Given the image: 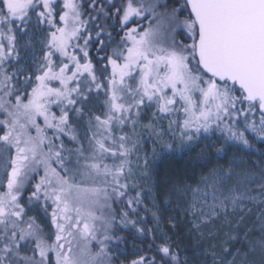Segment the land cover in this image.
I'll return each mask as SVG.
<instances>
[{
  "label": "snow or ice",
  "instance_id": "6c2138e0",
  "mask_svg": "<svg viewBox=\"0 0 264 264\" xmlns=\"http://www.w3.org/2000/svg\"><path fill=\"white\" fill-rule=\"evenodd\" d=\"M214 132L204 167L251 148L247 133L264 142V0H0V264H117L128 229L156 252L130 264H191L141 213L151 198L159 224L157 161ZM227 179L201 177L225 212ZM189 191L207 197L173 188Z\"/></svg>",
  "mask_w": 264,
  "mask_h": 264
},
{
  "label": "rangeland",
  "instance_id": "374dc122",
  "mask_svg": "<svg viewBox=\"0 0 264 264\" xmlns=\"http://www.w3.org/2000/svg\"><path fill=\"white\" fill-rule=\"evenodd\" d=\"M25 39L27 38L25 37ZM36 49L35 55L38 57L40 55L38 42ZM21 55H27V63H31V53L22 52ZM148 115H151V113L149 112ZM208 135L211 136V140L203 139L197 153L209 143L216 145L211 150L212 154H215L217 149L222 148L219 147L222 143L217 139V137L221 136L220 132ZM248 135L255 147H259L255 152L247 153L236 147L230 149L226 157L214 161L207 167H204L198 161L197 155L194 156V162L201 164L202 172L196 184L186 185L182 188L195 189L199 187L201 194L207 192L206 199L194 201L191 191L187 192L185 196H176L173 191L169 195L178 199V203L171 204V209L179 210L184 214L188 219V223L200 236L206 234L211 236L217 233V236H221L223 232L228 242L233 239L231 235L235 232H240L244 228L245 236L243 234V238L245 239L250 233L255 234L257 242H255L254 246L258 247V242L264 241V142H261L251 133H248ZM207 154L204 153L203 155ZM212 169H217L218 172L224 174H227L229 171L231 172V179L218 180L215 190V196L227 204L226 212L220 206L213 204L214 190L201 180V177H208ZM212 180L213 178H209L207 183L211 184ZM233 198H237L235 205L232 204ZM194 203L197 204L195 211L191 207ZM213 210L218 215L213 216ZM31 214L36 215V213ZM202 215L211 217V219L205 222L201 219ZM260 252L262 255L264 254V251L260 250ZM240 258V264H245L244 259Z\"/></svg>",
  "mask_w": 264,
  "mask_h": 264
},
{
  "label": "trees",
  "instance_id": "16d2710c",
  "mask_svg": "<svg viewBox=\"0 0 264 264\" xmlns=\"http://www.w3.org/2000/svg\"><path fill=\"white\" fill-rule=\"evenodd\" d=\"M176 2L177 0H170V3ZM246 135L252 147L244 148L243 146H238V148L247 153L257 151L259 147H255L248 133ZM218 140L222 143L219 147H224V141L222 139ZM151 149L152 145L148 144L145 151L150 152ZM198 149L199 147L194 148L191 153H185L183 156L177 154L173 158L157 161L159 175L156 176L154 173L153 178L159 183L158 192L160 194L158 195V200L161 203V211L158 215L160 216V220L159 224L153 222L152 211L154 209L151 198H149V202L146 203L145 207L150 211L141 213L146 221L141 226L156 230V234L167 232L174 242L173 247L180 254L181 260H187L191 264H201L205 259V257L194 253L198 251L211 253L213 250H215L217 256L215 264H224L225 259L231 261L232 264H240V257L244 259L245 264H264V254L262 255L260 248L254 246L255 242H257L255 234L250 233L244 239L243 234L245 236V230L243 228L240 232H235L231 235L233 239L228 242L223 232L221 236H217L218 233L211 236H208V234L200 236L188 223L186 216L179 210H167L164 208L163 201L168 198L177 184L183 187L197 183L198 177L202 172L201 164L194 162V156H196ZM170 179L171 182L169 183ZM129 232L132 234L129 235ZM120 235L125 236L128 243L121 245L126 250V255H120L117 264H130L131 260L137 258V253L149 256L156 255L155 245L152 244L151 239L152 233H146L144 236H140L135 232V229H128L121 231ZM150 245L152 246V251H148ZM224 248H228L231 253L226 258L223 254ZM250 249L252 250L250 251ZM207 264H213V261L209 259Z\"/></svg>",
  "mask_w": 264,
  "mask_h": 264
}]
</instances>
